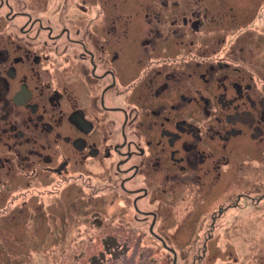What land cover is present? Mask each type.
Masks as SVG:
<instances>
[{
	"label": "flooded vegetation",
	"instance_id": "obj_1",
	"mask_svg": "<svg viewBox=\"0 0 264 264\" xmlns=\"http://www.w3.org/2000/svg\"><path fill=\"white\" fill-rule=\"evenodd\" d=\"M234 4L0 0V203L93 178L126 196L150 233L165 183L202 191L203 205L214 189L228 194L207 227L241 204L262 210L264 92L247 72L245 32L230 40L242 24ZM244 151L258 171L232 170Z\"/></svg>",
	"mask_w": 264,
	"mask_h": 264
},
{
	"label": "rangeland",
	"instance_id": "obj_2",
	"mask_svg": "<svg viewBox=\"0 0 264 264\" xmlns=\"http://www.w3.org/2000/svg\"><path fill=\"white\" fill-rule=\"evenodd\" d=\"M229 1L235 3L232 16L242 20L240 26H230V40L245 32L243 43L251 50L247 72L264 92V0ZM222 10H228L224 4ZM262 143L257 163L264 165V140ZM234 157L232 170L235 165H243V171H249L251 164L253 171L261 168L246 151ZM261 171L255 180L264 185V174H258ZM86 181L85 187L81 182L64 183L57 193L40 195L23 189V195L5 197L0 203V264H264V204L259 205L262 210L251 205L242 210L241 204L225 213L221 224L207 227L203 220L209 222L228 194L214 189L212 200L203 205L204 199L197 196L202 191L188 189L187 193L188 186L165 183L164 198L159 206H152L161 217L150 233L133 219L126 196L106 189L105 180ZM151 183L155 189L161 187L156 181ZM245 187L240 179L232 188V203ZM22 205L23 213L11 217ZM5 211L10 214L2 217L7 215ZM235 223L240 226L230 225Z\"/></svg>",
	"mask_w": 264,
	"mask_h": 264
},
{
	"label": "water",
	"instance_id": "obj_3",
	"mask_svg": "<svg viewBox=\"0 0 264 264\" xmlns=\"http://www.w3.org/2000/svg\"><path fill=\"white\" fill-rule=\"evenodd\" d=\"M175 258V257H174ZM174 263H175V260H174Z\"/></svg>",
	"mask_w": 264,
	"mask_h": 264
}]
</instances>
